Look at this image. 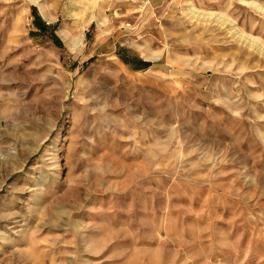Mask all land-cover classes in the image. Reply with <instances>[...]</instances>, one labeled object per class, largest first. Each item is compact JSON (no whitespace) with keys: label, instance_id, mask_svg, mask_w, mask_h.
Here are the masks:
<instances>
[{"label":"rangeland","instance_id":"rangeland-1","mask_svg":"<svg viewBox=\"0 0 264 264\" xmlns=\"http://www.w3.org/2000/svg\"><path fill=\"white\" fill-rule=\"evenodd\" d=\"M16 139L0 264H264V0H0Z\"/></svg>","mask_w":264,"mask_h":264},{"label":"bare ground","instance_id":"bare-ground-1","mask_svg":"<svg viewBox=\"0 0 264 264\" xmlns=\"http://www.w3.org/2000/svg\"><path fill=\"white\" fill-rule=\"evenodd\" d=\"M15 139V138H14ZM25 139V138H24ZM13 140V139H12ZM20 143H22L23 145V148H21L20 150H17V139H16V142L14 143L15 144V146H13L11 149L12 150H7V151H4L1 155H0V165H2V166H4V167H6V170L5 171H3L1 174H0V189L2 188V186H3V184L6 182V180H7V178L9 177V175L10 174H12L13 172H15V171H17L18 169H22L23 168V166L25 165V163H26V160L31 156V154H33L34 152L33 151H35V148L34 147H29L30 149H29V153H28V155L26 154V152L24 151L25 150V141H24V143H23V141H20ZM27 145H29V144H27ZM20 146V145H19ZM32 146V145H31ZM21 147V146H20ZM7 148H9V147H7ZM32 149V150H31ZM38 151V150H37ZM55 152H56V150H54ZM23 155H25V157L20 161L22 164L20 165V166H17V164H18V161H19V159L23 156ZM45 160H47L48 162L47 163H44L45 164V166L44 165H42L41 167H39L38 168V171H39V176H38V178H36L35 180H34V182H35V185H36V188H34V189H31L30 188V186H27L26 187V189H29V190H33V191H36V192H41V190L43 189V187H44V185L47 183V181H48V179L49 178H47V175L45 174L46 173V171L45 170H49V167L50 166H52L53 164H55L56 163V160H57V157H56V155H55V153H52V156L50 157V158H48V159H45ZM58 162V161H57ZM56 164H58V163H56ZM57 166V165H56ZM8 169V170H7ZM1 172V171H0ZM16 173V172H15ZM14 189H16L17 190V188H14ZM48 190V189H47ZM64 192V191H63ZM40 194V193H39ZM64 194V193H63ZM33 195V194H32ZM51 195V194H50ZM48 196V195H47ZM60 197H61V195H60ZM53 198V197H52ZM39 199V198H38ZM57 199V198H56ZM60 199V198H59ZM61 199H62V197H61ZM58 200V199H57ZM9 201V200H8ZM54 201V200H53ZM46 202V201H45ZM49 202H50V200H49ZM59 202V201H58ZM7 203V202H6ZM10 203V202H9ZM55 203V202H54ZM62 203V202H61ZM60 203V204H61ZM65 203V202H64ZM13 204V203H12ZM48 204V203H47ZM62 205V204H61ZM5 206V205H4ZM45 208H46V206H45ZM58 208V207H57ZM47 209V208H46ZM60 216L62 217V215H64V214H66V213H64V210H63V207L62 208H60ZM9 212V211H8ZM4 213V212H3ZM11 213H13V212H11ZM5 214H7V213H5ZM17 215V214H16ZM15 215V216H16ZM2 216V215H1ZM5 216V215H4ZM9 216H11V215H9ZM14 216V217H15ZM6 217V216H5ZM13 217V218H14ZM7 218V217H6ZM8 218H10V217H8ZM7 218V219H8ZM10 219H12V216H11V218ZM37 219V218H36ZM6 220V219H5ZM4 220V221H5ZM39 220V219H38ZM2 221V220H1ZM8 222H9V220H8ZM4 223V222H3ZM6 223V222H5ZM2 225V224H1ZM9 225H11V226H6V227H3V229L6 231V232H12L13 233V231H15V229L17 228V222L15 221H10L9 222ZM2 227V226H1ZM16 232V231H15ZM2 233V232H1ZM3 234V233H2ZM1 234V235H2ZM7 234V233H6ZM3 235H5V234H3ZM2 235V236H3ZM2 236H0L1 238H3L4 239V237H2ZM5 236H7V235H5ZM9 237V236H8ZM7 237V238H8ZM7 238H5L6 240H7ZM11 238H12V236H11ZM14 239V238H13ZM5 240V241H6ZM15 240V239H14ZM1 243V242H0ZM10 243V242H9ZM13 243V242H12ZM11 243V244H12ZM6 244H8V243H6ZM4 245V244H3ZM10 245V244H9ZM13 245V244H12ZM5 246V245H4ZM8 246V245H7ZM5 248V247H4ZM16 248V247H15ZM15 250H17V249H15ZM14 251V250H13Z\"/></svg>","mask_w":264,"mask_h":264}]
</instances>
